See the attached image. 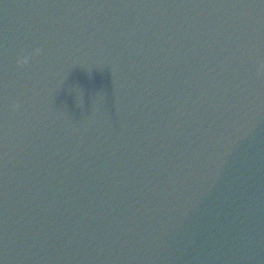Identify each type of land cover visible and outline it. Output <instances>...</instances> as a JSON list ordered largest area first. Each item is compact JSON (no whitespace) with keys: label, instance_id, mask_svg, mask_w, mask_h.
Instances as JSON below:
<instances>
[{"label":"water","instance_id":"1","mask_svg":"<svg viewBox=\"0 0 264 264\" xmlns=\"http://www.w3.org/2000/svg\"><path fill=\"white\" fill-rule=\"evenodd\" d=\"M264 0H179L123 264H264Z\"/></svg>","mask_w":264,"mask_h":264},{"label":"clouds","instance_id":"2","mask_svg":"<svg viewBox=\"0 0 264 264\" xmlns=\"http://www.w3.org/2000/svg\"><path fill=\"white\" fill-rule=\"evenodd\" d=\"M43 49L42 48H36L29 54H23L20 56V58L17 59V66L18 67H24L30 63V60L36 56L41 55ZM262 70H264V66H262ZM19 108V104H13L12 109L15 111Z\"/></svg>","mask_w":264,"mask_h":264}]
</instances>
